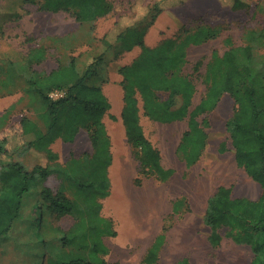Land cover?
Returning a JSON list of instances; mask_svg holds the SVG:
<instances>
[{
    "label": "rangeland",
    "instance_id": "obj_1",
    "mask_svg": "<svg viewBox=\"0 0 264 264\" xmlns=\"http://www.w3.org/2000/svg\"><path fill=\"white\" fill-rule=\"evenodd\" d=\"M32 1L0 0V80H5L6 71L15 70L10 73L15 85L0 92V117L24 95L22 77L26 69L25 58L31 50L39 47L47 50V60L36 66L37 70L45 73H51L75 59L78 71L85 75L88 64L93 59L102 58L87 81L89 85L101 87L111 104V110L103 120L111 145L102 141L101 151L95 159L97 179L93 177L95 164L91 167L95 151L86 131H81L74 143L57 140L51 146L59 156L60 167L67 173L53 175L47 180L38 175L32 176L30 198L26 201L24 215L15 222L7 236L8 245L14 248V257L3 254L7 252L0 248V264H6L7 260L8 264H44L43 253L40 256V250L34 247V235H42V211L37 210L40 207L37 200L39 192L45 188L53 194L64 195L77 207L84 204L92 206L93 193L103 194L110 189V196L101 200L102 216L113 222L117 232V237L103 239L109 249L108 257H105L110 264H143L148 249L164 227L168 228V232L160 264H176L185 258L190 264H250L254 257L250 247L237 246L226 238L219 248L211 247L208 241L210 230L204 223L208 200L220 187L232 189L235 198L257 200L262 194L260 186L235 161L226 130V124L234 113V101L226 95L215 111L199 118L200 122L205 118L209 121L206 129L208 141L201 159L192 168H187L177 151L188 130L187 121L171 124L150 121L144 115L140 102V123L145 136L159 150L163 167L174 171L167 182L146 178L142 173L139 153L130 144L121 118L124 90L119 72L120 68L131 65L141 50L137 48L116 57L115 50L107 48L103 39L120 20L129 26L143 19L156 3H160L163 11L145 38L149 47L177 37L186 28L202 24L222 26L224 31L219 38L188 50L183 75L196 88L193 110L206 94L205 75L212 54L216 52L222 56L231 47L242 46L246 28H264V0H248L250 8L240 11L231 9L230 0H226L227 4L221 0H117L113 2V12L93 24L79 23L72 12H46L42 10L44 0ZM159 98L164 101L168 94H159ZM181 103L179 100L178 105ZM23 117L38 119L32 109L20 107L3 133L0 132V141L6 138L12 153V157L0 161V172L14 162L22 164L30 173L38 166L48 165L43 154L28 149L27 145L33 137L21 135ZM75 161H81L85 168L86 179L81 180L84 182L81 191L90 194V197L83 196L74 183V178H80L75 167L73 170L69 168ZM94 180H98L95 188L90 184ZM178 201L184 203L183 208L179 214L173 215ZM91 210L94 212L95 206ZM43 216L47 218L51 214L44 213ZM32 219L35 226L30 228L29 239H24ZM74 225L73 217H64L55 224L63 232H68ZM225 232L223 230L221 234ZM82 248V254L88 257L89 249ZM20 252L26 257L24 262L19 261Z\"/></svg>",
    "mask_w": 264,
    "mask_h": 264
},
{
    "label": "trees",
    "instance_id": "obj_2",
    "mask_svg": "<svg viewBox=\"0 0 264 264\" xmlns=\"http://www.w3.org/2000/svg\"><path fill=\"white\" fill-rule=\"evenodd\" d=\"M114 1L117 0H44L42 10L50 13L72 12L79 23L93 24L113 12ZM230 1L233 11L250 8L248 0ZM221 2L227 4L226 0ZM162 11L160 3H156L143 19L129 26L120 20L103 39L107 48L115 50L116 57L137 48L141 50L131 65L119 70L124 90L121 118L128 140L139 153L144 177L167 182L173 177L174 171L163 167L159 150L145 136L140 123V102L144 115L150 121L161 124L187 121L188 130L177 151L187 168H192L201 159L208 141L206 129L210 125L209 121L205 118L200 122L199 118L215 111L224 96L231 97L235 108L226 130L234 149L235 161L260 185L262 195L258 201L235 198L232 189L220 187L208 200L204 223L210 230L208 241L211 247L219 248L226 238L237 246L251 248L254 255L251 264H264V28H246L242 35V46H233L222 56L216 52L212 54L205 75L206 94L192 110L196 88L183 75L188 50L219 38L224 28L197 25L183 29L175 38L149 47L145 38ZM47 58V50L43 47L30 51L25 58L26 69L22 77L25 82L24 95L0 117V132L3 133L20 107L32 109L38 119L23 117L20 122L21 135L33 137V141L27 145L28 149L43 154L48 160V165L38 166L32 173L15 162L0 172V238L6 236L24 215L33 175L47 180L53 175L67 173L58 163L59 156L51 149L57 140L74 143L79 133L86 131L95 151L91 167L95 164L93 177L96 179L95 159L101 151L102 141L111 145L103 122L111 110V104L101 87L89 85L87 81L102 58L93 59L85 75L78 71L75 59L51 73L37 70L36 66ZM11 72L6 71L5 80H0V92L15 85ZM56 91L65 92V96L53 100L50 95ZM159 94H168V98L161 101ZM179 100L182 102L180 105ZM7 142L6 138L0 141V161L12 157ZM74 167L76 175H80V178H74V183L83 196L90 197V194L81 191L84 183L81 180L86 179L85 168L81 161L69 166L71 170ZM97 181L90 184L95 188ZM109 196L110 189L103 194L93 193L95 198L92 206L77 204L80 206L77 207L75 202L60 193L53 194L50 189L39 192L37 202L40 207L37 210L42 211L41 231H47L50 263L106 264L102 257L109 254V249L103 239L117 237L113 222L102 216L101 200ZM183 205V202L178 201L174 205L173 215L179 214ZM94 206L96 210L93 212L91 208ZM44 213L51 214V217L46 218ZM64 217L75 219L74 227L68 232L55 226ZM34 224L35 220L32 219L31 228ZM223 230L226 231L224 235L221 234ZM167 232L168 228L164 227L148 249L143 264H160ZM82 247L89 249L88 257L82 254ZM176 264L190 263L185 258Z\"/></svg>",
    "mask_w": 264,
    "mask_h": 264
},
{
    "label": "crops",
    "instance_id": "obj_3",
    "mask_svg": "<svg viewBox=\"0 0 264 264\" xmlns=\"http://www.w3.org/2000/svg\"><path fill=\"white\" fill-rule=\"evenodd\" d=\"M255 182V181H254ZM256 183V182H255ZM259 185V184H258ZM260 186V185H259ZM261 188V187H260ZM262 190V189H261ZM262 195V194H261ZM248 199V198H247ZM260 199V198H259ZM259 199H257V200H252V199H250V200H252V201H258ZM24 220V219H23ZM28 226H29V230L28 231H26L25 233H24V235H23V238L24 239H26V238H28L29 239V236H30V228H31V222L30 223H28ZM13 229V228H12ZM61 231H63V230H61ZM11 232V231H10ZM9 232V233H10ZM8 233V234H9ZM41 233H42V235L40 236H36V235H34L35 237H36V240H35V245L36 246H34V247H38V249L40 250V256H41V254L43 253V257H44V264H52V263H50L48 260H49V258H50V253L51 252H48V247H47V244H46V241H48V239H47V231L46 230H42L41 231ZM8 234L6 235V236H4V237H2V238H0V248H2L4 251H6L7 253H3V254H8V256L10 257V258H12V257H14V248L13 247H11V246H9L8 245V243H7V236H8ZM59 236H60V234H59ZM104 244H106V242H104ZM107 245V244H106ZM27 253V255H30V253H29V251H27L26 252ZM20 254H21V258H19V261H21V262H24V260L26 259V257L24 256V253H22V252H20ZM1 255V254H0ZM108 257V256H107ZM107 257H102V259L106 262V264H110V261H109V259H107ZM254 258V257H253ZM253 260V259H252ZM252 262V261H251ZM9 263V261L7 260L6 261V264H8ZM251 264V263H250Z\"/></svg>",
    "mask_w": 264,
    "mask_h": 264
},
{
    "label": "built area",
    "instance_id": "obj_4",
    "mask_svg": "<svg viewBox=\"0 0 264 264\" xmlns=\"http://www.w3.org/2000/svg\"><path fill=\"white\" fill-rule=\"evenodd\" d=\"M65 96V94L63 93V92H58V91H56V92H53L51 95H50V97L53 99V100H58V99H61V98H63Z\"/></svg>",
    "mask_w": 264,
    "mask_h": 264
},
{
    "label": "bare ground",
    "instance_id": "obj_5",
    "mask_svg": "<svg viewBox=\"0 0 264 264\" xmlns=\"http://www.w3.org/2000/svg\"><path fill=\"white\" fill-rule=\"evenodd\" d=\"M116 103V102H115Z\"/></svg>",
    "mask_w": 264,
    "mask_h": 264
}]
</instances>
